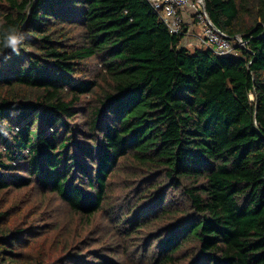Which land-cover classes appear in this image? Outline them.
<instances>
[{
    "label": "trees",
    "instance_id": "1",
    "mask_svg": "<svg viewBox=\"0 0 264 264\" xmlns=\"http://www.w3.org/2000/svg\"><path fill=\"white\" fill-rule=\"evenodd\" d=\"M204 5L249 50L182 47L148 0H0V41L25 34L18 55L0 44V191L34 185L53 215L57 203L104 215L70 226L54 241L66 251L38 264H142L96 236L141 238L153 219L165 230L144 264H264V0ZM116 176L138 177L135 198L113 203ZM137 205L129 233L121 217ZM5 214L0 264H24L15 247L42 232Z\"/></svg>",
    "mask_w": 264,
    "mask_h": 264
},
{
    "label": "rangeland",
    "instance_id": "2",
    "mask_svg": "<svg viewBox=\"0 0 264 264\" xmlns=\"http://www.w3.org/2000/svg\"><path fill=\"white\" fill-rule=\"evenodd\" d=\"M245 1V0H244ZM199 47L198 45L193 46ZM192 49V47H190ZM94 67V66H93ZM93 67H90V71L93 70ZM113 187V192L109 191V194L113 198V203H118L115 200L116 193L123 192L125 194V199L128 198H135V195L138 192V187L140 186V182L138 177L136 180L133 177H130V180H126L122 178V176H116ZM171 191V189H168ZM169 198H172L173 192H169ZM50 200H48V198ZM52 201L55 202V199L50 197L49 194H39L37 187L31 185L30 187H23L21 189H7L0 191V211H7V214L4 215L2 222L6 226L13 227V226H25L30 228V230H34L35 227H39L42 234L34 237H27L23 240V244H18L15 247L16 251H19L20 257L23 260L24 264H38L39 262H45L47 260H52L59 254H63L66 249L56 248L55 246V239H68L70 238L69 227H76L80 226L83 227V223L87 220L90 223L94 221L100 224V219H104V215L99 213L96 217L87 219L82 218L76 215H70L68 213L66 206L63 203H57L56 207H58V213L54 214L53 209L51 208ZM50 203V205L48 204ZM120 204V203H119ZM138 206H134L133 208L127 209L126 215L121 217L122 221L120 223L121 229H129L130 233V221L131 217H133L134 213L138 211ZM147 204L143 205V208H147ZM151 209H155L154 206ZM150 211V209H148ZM158 212V211H157ZM156 212V213H157ZM155 213V214H156ZM43 214V216H42ZM154 214V215H155ZM151 215L150 217L154 216ZM52 216V217H51ZM51 217V218H50ZM58 218V220H56ZM64 221L63 223H67V229L65 232H54L51 227L54 222L60 223V221ZM152 221V220H151ZM61 222V224H63ZM165 222L160 220L156 221L153 219V224L150 227H147L142 231L141 238H137V235H133V237H128L129 235L125 233V238L122 236L123 233L119 234L118 232H100V235L96 240L100 241V245L103 246L106 254L113 253L112 249H115V253H121L122 248L119 245V242H122V247L127 249L131 252L133 251L137 258L142 262V264L146 263L149 258L144 256V251L149 244V240L154 236L160 233H163L165 230ZM99 226V225H98ZM110 228V226H108ZM29 234V233H28ZM114 234V235H113ZM57 235V236H56ZM91 239L93 238V234H90ZM99 246V245H98ZM97 246V247H98ZM149 250H153L155 248V242L149 244ZM139 249H141L139 251ZM139 251V252H138ZM124 255L128 254L124 251ZM145 257V258H144ZM115 261L123 260L121 257L114 256ZM61 263V262H60ZM58 263V264H60Z\"/></svg>",
    "mask_w": 264,
    "mask_h": 264
},
{
    "label": "built area",
    "instance_id": "3",
    "mask_svg": "<svg viewBox=\"0 0 264 264\" xmlns=\"http://www.w3.org/2000/svg\"><path fill=\"white\" fill-rule=\"evenodd\" d=\"M156 11L170 34H189L184 25L197 22L201 34L199 45L210 48L219 55L235 54L237 48L249 50L248 42L242 35L230 37L210 20L203 9L204 0H148ZM187 23V21H189Z\"/></svg>",
    "mask_w": 264,
    "mask_h": 264
},
{
    "label": "clouds",
    "instance_id": "4",
    "mask_svg": "<svg viewBox=\"0 0 264 264\" xmlns=\"http://www.w3.org/2000/svg\"><path fill=\"white\" fill-rule=\"evenodd\" d=\"M25 39V34L15 27H11L3 36V40L0 41L4 50H11L14 54H19L20 45ZM200 46V45H199ZM202 47V46H200ZM0 58L3 57V51L0 50Z\"/></svg>",
    "mask_w": 264,
    "mask_h": 264
},
{
    "label": "crops",
    "instance_id": "5",
    "mask_svg": "<svg viewBox=\"0 0 264 264\" xmlns=\"http://www.w3.org/2000/svg\"><path fill=\"white\" fill-rule=\"evenodd\" d=\"M189 20V19H188ZM189 21H187V23H189ZM186 27L188 28V31L190 32L189 34H186L185 36H183L180 44L182 47H186V48H190L193 46H199V38H200V34H201V29H200V25L195 22L194 24H187Z\"/></svg>",
    "mask_w": 264,
    "mask_h": 264
},
{
    "label": "water",
    "instance_id": "6",
    "mask_svg": "<svg viewBox=\"0 0 264 264\" xmlns=\"http://www.w3.org/2000/svg\"><path fill=\"white\" fill-rule=\"evenodd\" d=\"M203 9H204V10H206V9H205V5H204V4H203Z\"/></svg>",
    "mask_w": 264,
    "mask_h": 264
}]
</instances>
